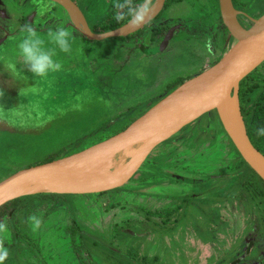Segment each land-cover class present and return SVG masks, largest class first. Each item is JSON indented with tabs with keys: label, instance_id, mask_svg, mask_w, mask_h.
I'll use <instances>...</instances> for the list:
<instances>
[{
	"label": "rangeland",
	"instance_id": "rangeland-1",
	"mask_svg": "<svg viewBox=\"0 0 264 264\" xmlns=\"http://www.w3.org/2000/svg\"><path fill=\"white\" fill-rule=\"evenodd\" d=\"M52 2L42 0L32 11V27L46 37L62 26L73 40L70 54L55 57L63 69L46 78L22 63L17 45L25 23L8 17L11 11L0 5V179L112 135L169 95L167 84L218 63L236 42L215 0L172 2L138 36L100 40L88 39ZM115 2L78 0L94 23ZM236 4L243 28L264 13V0ZM162 25L166 31L176 26L167 47L146 53L139 42L148 48L160 44L163 35L151 37ZM263 77L259 71L257 78ZM210 113L155 147L118 188L56 196L26 209L19 215L22 231L10 215L1 217L9 228L4 264H259L264 202H242L241 156ZM33 214L42 219L36 232L28 222ZM74 220L81 227L75 234Z\"/></svg>",
	"mask_w": 264,
	"mask_h": 264
},
{
	"label": "water",
	"instance_id": "water-1",
	"mask_svg": "<svg viewBox=\"0 0 264 264\" xmlns=\"http://www.w3.org/2000/svg\"><path fill=\"white\" fill-rule=\"evenodd\" d=\"M61 5L73 18L76 17L81 31L90 40L122 37L140 30L154 19L165 7L166 0H144L140 7L149 9V17L139 26L129 21L114 29L95 32L81 7L74 0H52ZM220 14L230 36L236 42L221 57L216 81L204 88L175 94L181 84L164 99L157 101L134 119L123 130L81 150L21 168L0 179V207L8 201L30 194H14L15 187L38 186L39 192L85 194L118 188L128 182L142 166L152 150L181 131L183 127L213 110L231 141L243 159L264 182V153L251 141L238 96L240 82L264 62V13L243 28L237 19L240 11L233 0H219ZM175 27L170 28L160 44L145 49L149 53L163 51ZM198 75V74H197ZM139 145L138 150L126 163L97 181H90L85 171L95 162L117 150ZM34 193V194H35Z\"/></svg>",
	"mask_w": 264,
	"mask_h": 264
},
{
	"label": "trees",
	"instance_id": "trees-1",
	"mask_svg": "<svg viewBox=\"0 0 264 264\" xmlns=\"http://www.w3.org/2000/svg\"><path fill=\"white\" fill-rule=\"evenodd\" d=\"M74 1L78 3V0H74ZM107 1H111V0H107ZM143 1L144 0H133V4L137 7H140ZM175 1L180 2L183 0H166L165 7ZM215 1L217 3V6L220 8L219 0H215ZM120 2H122V0H120ZM236 3H237V0H234L235 6H238V4ZM121 11L122 10L116 9L115 4H114V7L109 15H107L101 21L96 22V23L91 22V20L89 19V25L92 28V30L95 32L108 31L116 27H119L130 19V17L126 16L125 19L117 21L115 19V16L118 12H121ZM162 12L163 10L158 14L157 19L161 17ZM165 31L166 30L164 26H159L155 28L151 38L156 39L158 36H162V35L164 36ZM137 34L138 32H134L125 37L126 38L136 37ZM139 46L143 47L142 43L139 42ZM262 70H264V62H262L255 70H253L250 74H248L240 82L238 96L240 100L242 114L244 116V120L246 123L248 135L251 141L253 142V144L262 153H264V135H257V132H256L258 128H264V77L261 80L257 78V76L259 75V71H262ZM189 78L190 76L184 77V78L178 77L174 79L169 84H167V91L169 92L172 91L173 89H175L177 86H179L181 83H183L185 80ZM255 92H258V94L256 95V97L253 98V94ZM153 104L155 103H152L150 106H152ZM211 113L214 116H217L215 110L211 111ZM129 124L130 123L123 126L121 129L117 130L115 133L123 130ZM80 141H78V143H80ZM229 144L232 150H234L237 154L241 156V154L236 149L235 145L233 144L230 138H229ZM60 156L62 155L53 154L43 159L42 161L43 162L49 161V160H52ZM31 165H34V163L27 165V166H31ZM238 165H239L238 172L240 176L239 180L241 181V185H242L241 186L242 202L246 206H248L250 204L251 199L255 197L260 198V200L264 202V182L262 178L249 166V164L243 159L242 156H241V160ZM102 192H105V191H102ZM102 192H97V193H102ZM61 195L71 196L72 194H69V193L60 194V193H54V192H39L35 194L33 193L30 195H24V196L17 197L15 199L8 201L7 203H5L4 205L0 207V218L3 217L4 215H10L12 218L13 224L15 225L16 230L22 231L24 223L22 222L19 215L22 217L26 209H31L34 206H37L39 204L46 205L49 201L53 200L56 196H61ZM199 202L203 204L202 201H199ZM45 211L47 213L49 212V209L47 208V210ZM198 228H200V225ZM80 229L81 227L77 224L76 220H74L73 227H72L73 234L80 231ZM262 229H263V235H264V224L262 225ZM94 243L95 245L98 244L97 242H94ZM259 264H264V258L261 260Z\"/></svg>",
	"mask_w": 264,
	"mask_h": 264
},
{
	"label": "clouds",
	"instance_id": "clouds-1",
	"mask_svg": "<svg viewBox=\"0 0 264 264\" xmlns=\"http://www.w3.org/2000/svg\"><path fill=\"white\" fill-rule=\"evenodd\" d=\"M148 3H151V0H148ZM115 8L122 10L116 14L115 19L120 21L126 16L130 17L129 23L132 26H139L147 21L146 17H149V9L135 6L133 0H122V2L117 0ZM22 32L24 35L17 48L22 63L34 76L46 78L50 73H57L63 69L62 63L55 57L58 52L66 54L72 52L73 34L71 31L61 26L55 30H49L44 37L38 34L33 27L25 26ZM256 132L257 135H264V128H258ZM28 222L33 232L41 228L42 219L35 214L28 217ZM8 233L7 223L0 221V264H4L9 255L8 248L5 247V238Z\"/></svg>",
	"mask_w": 264,
	"mask_h": 264
},
{
	"label": "bare ground",
	"instance_id": "bare-ground-1",
	"mask_svg": "<svg viewBox=\"0 0 264 264\" xmlns=\"http://www.w3.org/2000/svg\"><path fill=\"white\" fill-rule=\"evenodd\" d=\"M73 20L80 28L81 26L78 20L76 19V17L73 18ZM218 68H219V64L217 63L206 68L198 75L194 76L193 78L181 84L179 88L176 90L175 94H182L184 92H188L191 90H198L214 83L218 76ZM138 146L139 145L127 146L125 148L117 150L112 155L95 162L86 169L85 171L86 177L90 181H97L103 178L104 176H106L107 174H109L110 172H112L113 170L122 167L126 163V161L138 150L139 148ZM41 189L42 188L38 186H30L26 188L15 187L13 192L16 195L33 194L37 192V190H41Z\"/></svg>",
	"mask_w": 264,
	"mask_h": 264
},
{
	"label": "flooded vegetation",
	"instance_id": "flooded-vegetation-1",
	"mask_svg": "<svg viewBox=\"0 0 264 264\" xmlns=\"http://www.w3.org/2000/svg\"><path fill=\"white\" fill-rule=\"evenodd\" d=\"M234 1V0H233ZM53 5H57L58 3L56 2H52ZM4 5L8 8L9 11H11L12 15L11 16H8V17H11V19L14 20V18L16 19V21H18V23L21 24V21L22 23H25V26H30L32 27L33 26V22H34V17L35 15L32 13L35 12V9L37 7V5H39L41 7V4H42V0H0V5ZM61 6V5H60ZM80 6V5H79ZM62 7V6H61ZM167 7V6H166ZM164 7L163 8V11L164 9L166 8ZM237 9H239L238 6H235ZM63 8V7H62ZM54 9V8H53ZM83 11V10H82ZM243 11L240 10V13L241 14ZM238 14V15H239ZM86 16V15H85ZM158 16V15H157ZM157 16L152 19L151 21H155V20H158L157 19ZM24 17V18H23ZM88 22H89V18L86 16ZM24 20V22H23ZM150 21V22H151ZM149 22V23H150ZM147 23L146 25H144L140 30L136 31L138 32L137 36L145 29V27L149 24ZM163 26V25H162ZM169 30V29H168ZM167 30V31H168ZM3 31L2 29H0V35L2 34ZM166 31V33H167ZM165 33V34H166ZM164 34V36H165ZM143 45V44H142ZM142 50H144L146 53L149 54V52H147L145 50V48L147 49L148 47H146L145 45H143V47H140ZM151 48V47H149ZM198 201V200H197ZM195 223L196 224H199V221L196 219L195 220Z\"/></svg>",
	"mask_w": 264,
	"mask_h": 264
}]
</instances>
